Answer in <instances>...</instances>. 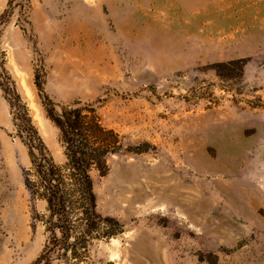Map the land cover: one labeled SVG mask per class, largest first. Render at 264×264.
I'll use <instances>...</instances> for the list:
<instances>
[{
    "label": "rangeland",
    "instance_id": "rangeland-1",
    "mask_svg": "<svg viewBox=\"0 0 264 264\" xmlns=\"http://www.w3.org/2000/svg\"><path fill=\"white\" fill-rule=\"evenodd\" d=\"M7 3L5 68L54 161L42 101L93 104L122 140L92 172L97 211L122 232L86 264H264V0ZM237 59L241 78L211 68ZM29 167L0 90V264H31L47 237Z\"/></svg>",
    "mask_w": 264,
    "mask_h": 264
},
{
    "label": "trees",
    "instance_id": "trees-1",
    "mask_svg": "<svg viewBox=\"0 0 264 264\" xmlns=\"http://www.w3.org/2000/svg\"><path fill=\"white\" fill-rule=\"evenodd\" d=\"M6 13L7 9L0 21ZM5 56L0 48V90L16 136L30 158V167L22 171L23 183L31 200L45 202L44 213H35L33 218L43 225L47 237L31 264H86L94 241L122 232L118 221L97 211L92 178L94 171L99 176L107 174L108 158L123 150L121 137L102 124L93 104L74 101L58 106L42 101L47 118L58 130L65 157L63 164L56 163L5 68ZM244 66L245 60L237 59L214 63L211 68L220 80H227L241 78ZM35 85L40 90L37 75Z\"/></svg>",
    "mask_w": 264,
    "mask_h": 264
}]
</instances>
